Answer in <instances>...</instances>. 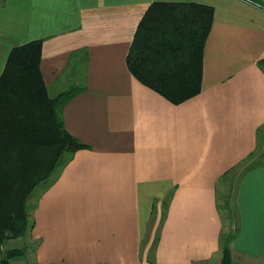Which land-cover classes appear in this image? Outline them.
Wrapping results in <instances>:
<instances>
[{
  "label": "crops",
  "instance_id": "obj_1",
  "mask_svg": "<svg viewBox=\"0 0 264 264\" xmlns=\"http://www.w3.org/2000/svg\"><path fill=\"white\" fill-rule=\"evenodd\" d=\"M155 1L213 8L201 89L179 103L126 64ZM37 39L49 96L81 87L61 114L85 146L27 206L10 264H221L224 246L264 264V0H0V74Z\"/></svg>",
  "mask_w": 264,
  "mask_h": 264
},
{
  "label": "trees",
  "instance_id": "obj_2",
  "mask_svg": "<svg viewBox=\"0 0 264 264\" xmlns=\"http://www.w3.org/2000/svg\"><path fill=\"white\" fill-rule=\"evenodd\" d=\"M213 8L152 2L133 35L126 64L143 84L179 103L201 89L202 52ZM42 41L13 47L0 74V248L30 227L27 199L85 145L64 127L62 106L81 87L51 97L40 69ZM58 173V172H57ZM0 264L23 250L1 249ZM221 264H230L227 246Z\"/></svg>",
  "mask_w": 264,
  "mask_h": 264
},
{
  "label": "rangeland",
  "instance_id": "obj_3",
  "mask_svg": "<svg viewBox=\"0 0 264 264\" xmlns=\"http://www.w3.org/2000/svg\"><path fill=\"white\" fill-rule=\"evenodd\" d=\"M59 171V169L57 168L51 175H49V179L52 178L55 174H57V172ZM44 186V181L43 182H39L33 189L32 192L29 195V198L27 199V206L30 207L31 202H33V199L35 198V196L39 193V191L43 188ZM29 217V221H30V215ZM26 233V232H25ZM23 236V235H22ZM21 236V237H22ZM20 237V236H18ZM17 237H15L13 240L11 241H7L6 243V248L7 249H19V250H24L29 246V241L25 240L24 241V237L16 239ZM5 248V249H6ZM1 249L4 250L3 245L0 248V255H1Z\"/></svg>",
  "mask_w": 264,
  "mask_h": 264
}]
</instances>
